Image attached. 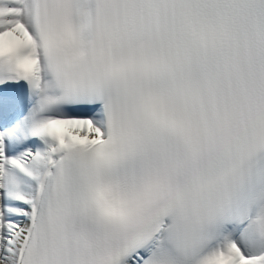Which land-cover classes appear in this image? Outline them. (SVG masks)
<instances>
[{
    "label": "snow or ice",
    "instance_id": "snow-or-ice-1",
    "mask_svg": "<svg viewBox=\"0 0 264 264\" xmlns=\"http://www.w3.org/2000/svg\"><path fill=\"white\" fill-rule=\"evenodd\" d=\"M0 264H264V0H0Z\"/></svg>",
    "mask_w": 264,
    "mask_h": 264
}]
</instances>
